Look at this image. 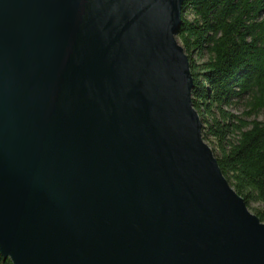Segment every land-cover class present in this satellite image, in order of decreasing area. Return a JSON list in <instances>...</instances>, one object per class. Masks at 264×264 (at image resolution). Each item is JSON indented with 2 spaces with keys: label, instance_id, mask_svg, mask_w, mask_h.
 I'll list each match as a JSON object with an SVG mask.
<instances>
[{
  "label": "water",
  "instance_id": "1",
  "mask_svg": "<svg viewBox=\"0 0 264 264\" xmlns=\"http://www.w3.org/2000/svg\"><path fill=\"white\" fill-rule=\"evenodd\" d=\"M185 1L0 0L11 264H264L192 106Z\"/></svg>",
  "mask_w": 264,
  "mask_h": 264
},
{
  "label": "trees",
  "instance_id": "2",
  "mask_svg": "<svg viewBox=\"0 0 264 264\" xmlns=\"http://www.w3.org/2000/svg\"><path fill=\"white\" fill-rule=\"evenodd\" d=\"M183 11L177 40L202 139L247 208L260 206L251 212L264 223V0H186ZM0 264L11 262L0 254Z\"/></svg>",
  "mask_w": 264,
  "mask_h": 264
},
{
  "label": "rangeland",
  "instance_id": "3",
  "mask_svg": "<svg viewBox=\"0 0 264 264\" xmlns=\"http://www.w3.org/2000/svg\"><path fill=\"white\" fill-rule=\"evenodd\" d=\"M228 110H229V112H231L232 114H234L236 116L241 115V110L240 109H235L234 107H232V108H230ZM216 155H217V152H216ZM259 207L260 206L258 204L252 203V204H250V207H249L248 210L251 212L253 209H256V208H259Z\"/></svg>",
  "mask_w": 264,
  "mask_h": 264
}]
</instances>
